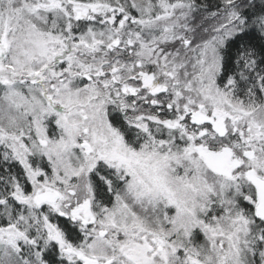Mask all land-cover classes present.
<instances>
[{
  "label": "snow or ice",
  "instance_id": "6c2138e0",
  "mask_svg": "<svg viewBox=\"0 0 264 264\" xmlns=\"http://www.w3.org/2000/svg\"><path fill=\"white\" fill-rule=\"evenodd\" d=\"M0 264H264V0H0Z\"/></svg>",
  "mask_w": 264,
  "mask_h": 264
}]
</instances>
